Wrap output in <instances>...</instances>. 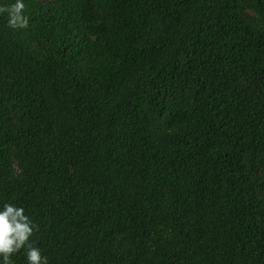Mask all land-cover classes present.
<instances>
[{
    "label": "trees",
    "instance_id": "1",
    "mask_svg": "<svg viewBox=\"0 0 264 264\" xmlns=\"http://www.w3.org/2000/svg\"><path fill=\"white\" fill-rule=\"evenodd\" d=\"M24 12L0 14V204L49 264H264V0Z\"/></svg>",
    "mask_w": 264,
    "mask_h": 264
},
{
    "label": "clouds",
    "instance_id": "2",
    "mask_svg": "<svg viewBox=\"0 0 264 264\" xmlns=\"http://www.w3.org/2000/svg\"><path fill=\"white\" fill-rule=\"evenodd\" d=\"M25 0L0 6V14H7V25L13 29L28 26L24 12ZM38 225L23 205L4 201L0 204V264H15L13 256L21 250L26 264H49L48 256L32 241Z\"/></svg>",
    "mask_w": 264,
    "mask_h": 264
}]
</instances>
